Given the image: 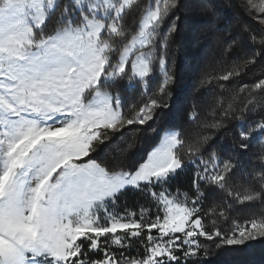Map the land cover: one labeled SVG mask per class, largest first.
Listing matches in <instances>:
<instances>
[{"label":"snow or ice","instance_id":"obj_1","mask_svg":"<svg viewBox=\"0 0 264 264\" xmlns=\"http://www.w3.org/2000/svg\"><path fill=\"white\" fill-rule=\"evenodd\" d=\"M238 6L258 25L245 29L246 66L264 62V0ZM179 8L0 0V264H206L201 238L218 248L264 240V79L202 129L189 102L181 119L200 129L192 136L157 125L173 107ZM130 126L146 129L147 146L122 147ZM207 129L230 132V143ZM181 173L184 191L172 185ZM245 204L259 213L228 232L216 226Z\"/></svg>","mask_w":264,"mask_h":264},{"label":"trees","instance_id":"obj_2","mask_svg":"<svg viewBox=\"0 0 264 264\" xmlns=\"http://www.w3.org/2000/svg\"><path fill=\"white\" fill-rule=\"evenodd\" d=\"M149 2L150 0H139L141 7H147ZM179 3L180 8L172 18L176 20L178 31L168 47L170 66L174 68L176 76V84L169 89L173 98L168 102L173 107L171 112L160 113L157 125L164 121H167L164 124L165 128L180 127L184 124L185 134L192 136L203 128L204 123L210 124L214 119H219L221 109L218 105L227 107L235 100V104L242 107V101L248 97L247 91L240 92V89L245 85L255 84L258 79H264V62L246 66V60L253 51H250V46H246L248 42L245 39V29H256L258 25L238 6L242 0H179ZM138 20L137 10L131 14L129 24L133 25ZM229 44H233L234 47L230 52L225 53L224 49ZM228 72H239L240 75L230 77L229 81L218 79ZM202 81L205 83L202 84ZM193 101L198 105L200 129L195 125L186 124L181 119L185 114L181 110ZM145 132L146 129L130 126L124 133L126 143L122 147L127 148L129 144L134 148L147 146ZM201 134L218 136V143H230L231 139L230 132L214 129L203 130ZM253 150L260 152L262 149L257 144ZM172 185L180 188L181 191L186 190L187 176L181 173L172 181ZM240 190L243 194V189ZM126 198L129 205H132L136 199L131 193ZM212 199L209 197L206 201L205 210L211 207ZM259 211L258 204L238 206L237 211L231 214L228 223L217 219L216 226L228 232L232 220L243 223L252 213L258 214ZM211 219L214 218L205 221L209 227H212ZM201 243H206L208 247L206 264H264V240L251 242L245 246L219 248L216 246L219 241L213 244L201 238Z\"/></svg>","mask_w":264,"mask_h":264}]
</instances>
